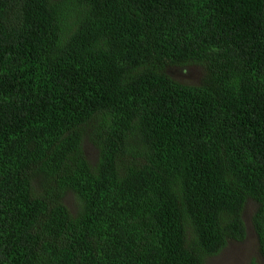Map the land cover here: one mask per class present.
I'll return each instance as SVG.
<instances>
[{
	"label": "trees",
	"instance_id": "trees-1",
	"mask_svg": "<svg viewBox=\"0 0 264 264\" xmlns=\"http://www.w3.org/2000/svg\"><path fill=\"white\" fill-rule=\"evenodd\" d=\"M250 204L264 264V0H0V264H215Z\"/></svg>",
	"mask_w": 264,
	"mask_h": 264
},
{
	"label": "rangeland",
	"instance_id": "rangeland-1",
	"mask_svg": "<svg viewBox=\"0 0 264 264\" xmlns=\"http://www.w3.org/2000/svg\"><path fill=\"white\" fill-rule=\"evenodd\" d=\"M86 150L88 152V156H95L96 151L91 146H87ZM253 209V204H250L248 206V213H246V226L248 227V231L251 234L249 242H247V244H230L227 250L228 254H225L221 258H218L215 264H252V261L256 257L257 242V239L252 230V224L250 223Z\"/></svg>",
	"mask_w": 264,
	"mask_h": 264
}]
</instances>
